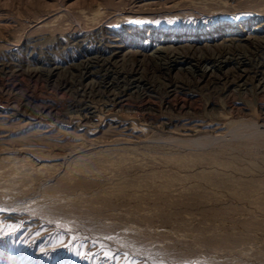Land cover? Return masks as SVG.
<instances>
[{
    "label": "rangeland",
    "instance_id": "rangeland-1",
    "mask_svg": "<svg viewBox=\"0 0 264 264\" xmlns=\"http://www.w3.org/2000/svg\"><path fill=\"white\" fill-rule=\"evenodd\" d=\"M262 36L264 0H0V264H264Z\"/></svg>",
    "mask_w": 264,
    "mask_h": 264
},
{
    "label": "bare ground",
    "instance_id": "bare-ground-1",
    "mask_svg": "<svg viewBox=\"0 0 264 264\" xmlns=\"http://www.w3.org/2000/svg\"><path fill=\"white\" fill-rule=\"evenodd\" d=\"M117 35V34H116ZM257 35V34H256ZM254 36V35H253ZM115 37V36H114ZM263 38H264V36H262ZM248 38H252V37H250V35L249 34H245V33H243V32H239L237 35H231V34H227L226 33V35L222 38V42H217L218 43V45H223V46H228V45H231V44H234V43H236V44H238V43H240V41H246ZM253 38H255V37H253ZM77 39V38H76ZM92 39V38H91ZM259 39V38H258ZM112 40V39H111ZM252 40V39H251ZM92 41V40H91ZM103 41V40H102ZM260 41V40H259ZM254 42V41H253ZM262 42V41H261ZM255 43V42H254ZM102 44V43H101ZM176 44H178V43H176ZM186 44V43H185ZM214 44H216V43H214ZM214 44H211V43H209V42H205V44H203V45H205L206 47H212V46H214ZM109 45V44H108ZM158 45H160V44H158ZM157 45V46H158ZM182 45V44H181ZM235 45V44H234ZM101 46V45H100ZM112 46V45H111ZM155 46V45H154ZM189 46L192 48H194V49H201V46L200 45H198V46H195L194 45V43L193 44H189ZM188 46V47H189ZM232 46V45H231ZM238 46V45H237ZM125 47V46H124ZM159 47H161V46H159ZM163 47V46H162ZM183 47V46H182ZM107 48V47H106ZM118 48V47H117ZM138 48V47H137ZM170 49V50H174L175 51V49H177V48H179V45H171V46H167L166 47V49ZM108 49V48H107ZM142 49V48H141ZM159 49H161V48H159ZM188 49V48H187ZM203 49V48H202ZM208 49V48H207ZM248 49H250V48H248ZM138 50H139V48H138ZM162 50V49H161ZM98 51V50H97ZM109 51V50H108ZM143 51V50H142ZM150 51H151V49H150ZM186 51V50H185ZM132 52V51H131ZM140 52V51H139ZM166 52H167V50H166ZM193 53V52H192ZM198 53V52H197ZM139 54V53H138ZM144 54V53H143ZM146 54V53H145ZM172 54V53H171ZM205 54V53H204ZM234 54V53H233ZM245 54V53H244ZM106 55V54H105ZM151 55V54H150ZM198 55H199V53H198ZM253 55V54H252ZM154 56V55H153ZM197 56V55H196ZM203 56H205V55H203ZM207 56V55H206ZM135 57V56H134ZM150 57V56H149ZM232 57V56H231ZM151 58V57H150ZM197 58V57H196ZM206 58V57H205ZM19 59V58H18ZM147 59V58H146ZM191 59V58H190ZM84 60V59H83ZM155 60V59H154ZM21 61V60H20ZM122 61V60H121ZM170 61V60H169ZM192 61V60H191ZM14 63V62H13ZM183 63V62H182ZM193 63V62H192ZM11 64H12V62H11ZM196 64V63H195ZM202 64V63H201ZM200 64V65H201ZM258 64V63H257ZM2 65V64H1ZM4 65V64H3ZM2 65V66H3ZM19 65V64H18ZM172 65V64H171ZM199 65V64H198ZM204 65H207V64H204ZM142 66V65H141ZM185 66V65H184ZM197 66V65H196ZM208 66V65H207ZM242 66V65H241ZM14 67H15V65H14ZM18 67V66H17ZM35 67V66H34ZM160 67V66H159ZM168 67V66H167ZM178 67V66H177ZM3 68V67H2ZM7 68H9V67H7ZM12 68V67H11ZM181 68V67H180ZM202 68V67H201ZM208 68V67H207ZM246 68V67H245ZM4 69H5V67H4ZM87 69V68H86ZM168 70V69H167ZM199 70H200V67H199ZM241 70V69H240ZM130 71V70H129ZM134 72V71H133ZM4 73V72H3ZM28 73V72H27ZM158 74V73H157ZM50 75V74H49ZM238 75V74H237ZM65 76V75H64ZM204 76V75H203ZM33 77V76H32ZM208 77V76H207ZM207 77H206V79H207ZM41 78V77H40ZM65 78V77H64ZM242 79H244V78H242ZM53 81V80H52ZM149 81V80H148ZM56 82V81H55ZM65 82V81H64ZM18 86V85H17ZM71 88V87H70ZM69 89V88H68ZM22 98V97H21ZM14 99V98H13ZM27 99V98H26ZM21 100V99H20ZM43 107V106H42ZM18 108V107H17ZM33 108V107H32ZM41 112V111H40ZM84 116V115H83ZM37 119V118H36ZM121 120V119H120ZM76 122V121H75ZM118 123V122H117ZM79 127H81V126H79Z\"/></svg>",
    "mask_w": 264,
    "mask_h": 264
}]
</instances>
